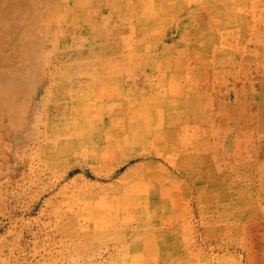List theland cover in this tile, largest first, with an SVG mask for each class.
Segmentation results:
<instances>
[{"label": "rangeland", "instance_id": "rangeland-1", "mask_svg": "<svg viewBox=\"0 0 264 264\" xmlns=\"http://www.w3.org/2000/svg\"><path fill=\"white\" fill-rule=\"evenodd\" d=\"M0 264H264V0H0Z\"/></svg>", "mask_w": 264, "mask_h": 264}]
</instances>
